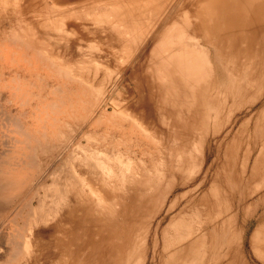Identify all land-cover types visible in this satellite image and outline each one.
<instances>
[{
  "label": "bare ground",
  "instance_id": "6f19581e",
  "mask_svg": "<svg viewBox=\"0 0 264 264\" xmlns=\"http://www.w3.org/2000/svg\"><path fill=\"white\" fill-rule=\"evenodd\" d=\"M83 1L85 0H67V2H69L71 5H77ZM89 1L91 3L83 4V2L82 5L78 7L79 9L77 8L76 11H72V14L74 13V16H77L75 19H78L81 22H90L99 29H102L104 25H108L112 30L117 31L120 36L125 38V40L138 41L142 39L141 41H144L143 39L147 34H150V37L153 40L156 37L155 35L157 31L155 28L157 24L159 26L162 25L163 27L168 25L169 28L165 29L167 31L161 35L160 41L158 40V42H155L156 44H153L156 46L159 44L156 47V50H160L163 58L164 56L167 58L166 60L164 58V61L162 62L165 63V61H167L168 64L170 63L171 66L173 65L169 69H172L173 72L178 73L179 80H177L175 76L174 79L176 78L175 80H177V83L181 82L182 84H177L178 86L174 91L175 93H177L178 87L180 88L181 85L184 86V84H188L190 87L199 85L200 81L198 76L201 74V71L205 65H207L209 62L208 52L205 46H215L217 43L235 45L241 43H257L264 45V0ZM52 4L54 6V3ZM53 6V9L56 8ZM52 8L49 10L50 13L53 11ZM57 9H54L53 13L55 14V18L58 17L56 14ZM42 10L47 12L44 10V8ZM60 10L58 9V11ZM43 11L42 13H44ZM59 13L60 15L62 14L61 11ZM67 13L68 11L66 13L64 12V14L61 15L62 18L66 15L68 16ZM70 13L71 12H69V16H71ZM38 14L40 15V12L38 13V11H36V15ZM44 14L49 15V12ZM42 15L43 14L40 16ZM38 16H36L34 20L39 19ZM50 17H45L42 20V26H44L43 28H46L49 31L50 28L51 31L53 28V32H55L54 29L57 30L56 33H58V35L56 34V37L54 36L55 38L52 39L55 41L57 40L56 44L58 41H60L59 39L63 41L62 44H66L62 38H66L67 35L69 36L70 32L68 33V31H65L64 23L61 21L62 19L60 22H58L56 19L57 22H55V18L52 17V19L54 18L53 21ZM162 26H160V28H162ZM82 27L85 28L84 26ZM14 28L12 26V29ZM29 28L26 29L29 30ZM16 29L14 31L15 34L12 32L10 33L13 34L12 36H10V34L8 35L7 32L4 33L6 36L8 35V38L10 37L12 40H15L18 50H21V53L23 54H20L22 56L20 58H24L23 56L27 54L28 55L26 56V59H22L24 60L23 64H20L22 63L20 62L22 60H19L16 56L21 66L16 63L17 60L14 58L15 55L10 53L11 50H9L10 55H7L4 58L5 63H7L8 66V71L10 70L9 68L13 70V66L11 67L10 65H14V61H16L15 63L18 64L16 66L14 65L16 70L20 68V71H23L26 74L23 73V75H19V72L15 73L13 71L12 76L8 74V77H10V80L8 78V82L7 78L3 77V73L0 72V74L2 73V77L0 75L1 90L4 91L6 89V91L9 92L5 103H13L15 104V108L17 105L19 106V110L16 113L3 112V115L0 113V125L4 129L1 144H4V148H6L0 153V219L2 220V216L5 218L6 215L4 216V214L6 213H11L13 216L11 218L8 217V219L10 218V221L5 218V220L7 219L8 221L6 222L7 224L5 223V220L4 222L2 221L4 224L9 225L10 227L4 226L9 228L6 233L4 231V234H7L4 237L7 250L4 254L2 250L0 264H14L18 263L19 260H21L27 254L32 256V248L34 246L38 247L41 234L47 232V230L39 228V225L47 224L48 222L57 219L58 216H61L64 213L67 215L72 213V210H68L70 203H80L81 205L79 204L77 207L84 211L83 217H74V219L72 216L69 217L73 223V229H71V231H75L83 226L87 229V231H91L92 233L95 232L100 236L103 235V231H106V235L101 237V241H104V243L109 242L112 235H121L124 237L122 240L126 242H121L119 245H117V248L121 249L124 247V249H133L135 244L130 242L128 238L132 236V233L134 230H136V228L138 229L136 224L137 219L153 221L154 217H156V214L161 212L160 209H162V207L158 208L157 201L162 197L164 187L167 188V192L171 186V179H169L167 182H164L166 171H162L161 169L164 167H160L162 172H159L158 170V165L161 162H158L160 158L154 156V153L156 154L155 151L157 150V147H153V144L155 143H153V141L151 144L149 143L151 142L150 138L152 137L154 131H149V122H146L142 117L139 116L140 113L145 114V112L140 111L137 113L138 115L136 113L131 114L132 112L129 113V107H125V105L121 104L120 101L119 103L118 101L116 102L114 99H112L113 96L111 97V92L113 93L115 90L116 81L111 82V78L109 76L110 74H106V77L104 78L103 75L105 72H103V81L101 79V74L99 75L100 77L98 76L103 85L102 86L101 83L98 82V85L101 86L99 87L97 82H95L96 80L94 79L96 78V76L93 75L95 73L92 74L94 76L93 78V76L88 72V69L85 70L84 68L87 63L89 64V62H87L89 58L87 61L85 59L86 62L82 61L86 55L82 56L83 58L81 57V60L79 59L80 61L84 62L83 64L86 65L81 67V62L78 60V66L80 65L81 69L85 70V75L88 73V75L90 74L92 76L94 79L93 82H95L94 85H92L93 82H89L91 77L86 80L85 78L88 76L84 77L83 73H79L83 74V77L77 74L80 71L83 72L78 68V66V71L75 70L76 67L75 69L73 68L74 66L72 64V68H70L71 65L70 67L66 66V64L61 60L60 56L53 55L45 47L46 44L49 45L51 43L48 44V42H46V44H43L45 43L43 42L44 39H37L36 41V38L32 37L34 34L36 35V33L31 32V34H27L24 33V31L29 32L26 29L22 28L23 30H20L21 32ZM46 29L44 31H46ZM86 29L88 30L89 28ZM16 31H18V34L24 33L25 35H29L27 38L28 41H26L28 43L23 42V40H26L27 35L26 37L24 34V36H21L20 34L18 35ZM72 32L71 34H73ZM64 33L68 34L65 36ZM1 36L4 37L3 33ZM39 36L40 35L37 37ZM21 37H23V40ZM10 38L8 40H10ZM48 38L50 39L49 36ZM48 38L47 40L49 41ZM33 39L37 43L33 41ZM40 41L43 43H40ZM131 42L133 43V41ZM136 42L134 43L135 47L137 45L138 50L139 45H141L142 42H139L138 44H136ZM16 46L14 48H16ZM24 48H26V51H24ZM153 48H155V46H153ZM85 49L89 50V46ZM56 50L59 49L57 48ZM153 51H155V49ZM153 51L152 53H154ZM12 52L17 54L19 51L14 50ZM160 52L158 53L161 54ZM158 53L157 55H159ZM90 55H92V53H90ZM162 56L159 55L157 57L162 58ZM28 57H31L32 61ZM126 61L128 63V60ZM157 61L159 63L160 60L157 58ZM93 62H96V60ZM90 63L92 64V62ZM160 64L158 65L160 66ZM168 64L165 63V65ZM165 65L164 67L168 72V69ZM92 66L93 69H95L93 64ZM168 66L170 67V65ZM73 69L77 72H74ZM157 69H159L162 74L164 68L162 69L161 67L162 70H160V68H156L155 72L158 71ZM42 70L46 71V73L42 72ZM89 71L96 72L97 70L94 71L90 69ZM172 71L168 73L172 74ZM5 72L7 73V70ZM167 72L165 71L164 74L166 75ZM165 75H161L162 77L159 76V78H165ZM152 76L156 81L155 74ZM132 77L137 79L134 74L130 75V78ZM3 78L7 80L5 81L4 79L6 83L1 81ZM166 78L165 82L170 79V77ZM159 80L157 79V82L160 83L159 86H163L164 82L162 81V84ZM87 81L91 85L87 84ZM170 81L173 80H169V82ZM169 82L165 83L167 86H164V90L169 88ZM105 83L111 85V90L109 89L110 86L107 88V84ZM132 84L136 89L139 90L148 88V86H150L149 82L145 78H141L139 82L136 80ZM95 85L98 87H95ZM92 86H94L95 89H91V92L89 90ZM33 87H37V92H35L36 90L34 91L35 93L32 92L35 89H33ZM190 87L189 89L192 90ZM105 88H107V90L109 89L110 91L108 90V92L105 90ZM180 90H183V88ZM180 90H178V93ZM190 90L189 92H191ZM170 91L166 90V93ZM183 92L185 94L186 90H183L182 93ZM117 93L119 92L116 90V94ZM166 93L162 92L164 95L162 97V101L164 102L165 106L168 104L167 99L173 96L169 95L170 97L167 96V98ZM175 93H173L174 96L177 95ZM183 96L184 95L182 94V98ZM33 97L36 98L34 99ZM164 97H166L167 102L163 100ZM171 101L169 100V102ZM194 102V106H196V103L198 102L197 97H195ZM0 103L2 104L1 101ZM5 103L3 102V104ZM11 104L9 106H11ZM110 104L114 107V112H118L117 114L120 115L119 118L121 120L118 124L120 125L118 130L121 129L120 134H118L120 136L117 138V140L115 139L116 141L111 140L114 138V132L111 134L113 136H111V139L108 141L107 137H104L109 135V133L106 135L108 132L106 129H104L106 132L104 136L101 132V136L96 132L98 131L97 127H99L98 124L102 120V117L108 115L110 116L114 113L112 111L113 113L111 114L110 112L108 115L105 114L107 112L105 110ZM172 105L174 106V104ZM197 109H191L190 112H193V115H190L189 113V116L188 109L186 111L185 117L183 111L181 110L177 114L175 112L165 111L164 109H158L157 116H161V120H165V118H173L174 124H176V122L179 123L183 117L184 119H193L194 122L197 123L201 117L204 118L199 114ZM174 114H177L176 118L174 117ZM143 117L149 118L150 114L149 116ZM111 118L110 120L113 119ZM125 121H130L128 122L130 124H126ZM110 122L112 123V121ZM183 124L184 123H182V126ZM115 125L117 126L116 123ZM112 126L114 125L112 124L111 127ZM89 127L94 129L90 130ZM111 127L110 129L113 128ZM93 130H95V133L98 134L97 136H100L101 138L95 137L96 134L95 136H91L94 133ZM262 130L258 128L256 136L257 138L262 137ZM91 131L93 132L92 134ZM144 135L150 138H146ZM109 136L108 139L110 138ZM178 136L180 137V134ZM91 137H93L92 142L89 141L91 140ZM84 140L87 143H83ZM95 140H97V143L94 142ZM255 141L257 142L258 140ZM89 142L91 144H89ZM235 143L238 142L236 141ZM98 144H100V147H98ZM226 144L228 145V143ZM122 145L124 148L123 151L119 150V147H117ZM136 147L138 148L137 150H135ZM241 147L243 148L245 145L241 143L238 150H241ZM254 147H259V150L254 157L251 158L245 156L241 158L239 152L237 151L231 158L220 164L222 167H225V169L229 167L233 171L228 173V175L225 177L222 176L219 178L216 176L217 179H215L213 183L211 182L209 188L207 189L208 191L205 199L201 200L197 198V200L193 195V198H195L197 201L194 200L193 202L190 199L188 203H185L184 209H182L178 214L173 217L170 215L171 220L169 219L170 221L167 222L168 224L165 226V228H161L162 233L159 234V236L162 235V237H160L162 238V246L164 250H162V247L159 248L164 251L165 254V250L167 248H172V246L177 247H174L175 249L173 252L172 249L169 248L171 251H168H170L171 254L169 256L166 255L167 257L163 262L164 264H206L210 257V264H245L243 260L244 257L242 256V249H240L239 246H235V239L237 236L236 226L239 222H245V225H248L249 221H254L253 219H255L256 224L254 223V228L249 236V248L253 256L256 257L257 264H264V142H261ZM191 149L192 152L195 150H193V148ZM191 149H189L190 153ZM134 152H138L140 154V160L136 154L134 155ZM133 155L134 157H138L135 158L139 161L134 162L135 158L132 157ZM154 157L158 158V161L156 162L159 164L155 162L157 158ZM59 158H61V161L57 166H54L55 161H57ZM193 159L188 160H190L189 162L191 163ZM179 161L180 159L177 158V161H173L174 164H172V162L170 163L174 165L175 168L181 165L178 163ZM194 161L198 160L196 159ZM192 163L195 169L191 168L190 166V168L193 169L190 171H196V162ZM160 165H162V163ZM189 175L191 176L190 172ZM193 177L194 175L192 178ZM47 178L50 179L48 184H46L47 180H45ZM188 178L190 177H187V179ZM190 181H192L191 187H193V190L196 191L195 189L198 188L199 184L203 180H199L198 182L196 178ZM136 182L140 184L139 187H137V189L140 190L139 193L137 192V189L135 191L133 187L134 183ZM180 182L181 181H179V183ZM185 182H182V186L184 188L189 185L187 181ZM89 183H93L94 185L98 186V189L102 190L104 195L99 190L102 197L108 196L109 199L114 198L122 202V206L119 209V214L122 216V221L120 223L114 220V212L111 217H104L101 213H99V215L102 217L99 216L96 219L98 224L95 225L94 228L87 225L88 223L91 224V215L94 210L93 205H90L89 198L92 199L99 193L93 187L91 188ZM179 183L177 184L181 185ZM224 185L225 188L223 187ZM127 186H129L128 192H132L129 194L130 202H127L126 200L123 201L125 199V195L121 193V190ZM147 187L150 188L151 192H145ZM188 188L186 192L184 191V196L188 194ZM33 200H36V205L30 204L33 203ZM173 200L176 199L173 198ZM18 203H22L23 206L18 208ZM174 206V204H171L168 208V211L172 210ZM16 208H18V210ZM105 208V206H101V208L98 209V212H100V210L103 212V210H106ZM3 223L2 225H4ZM156 223L158 222L156 221ZM2 225L1 227H3ZM55 227L59 229V227ZM158 229L156 230L157 233ZM247 229L248 227L245 229V231H247ZM48 234L50 235L49 232ZM101 241L97 242L98 245L93 242H91V244L92 246H99L103 244ZM33 244L35 245L33 246ZM1 245L2 244H0V246ZM107 245L109 249L114 248L111 242ZM31 246L33 247L31 248ZM1 249H3V247ZM35 251L37 252V250ZM168 251L167 254L170 253H168ZM98 252H96V254ZM163 255L160 256L162 259L165 257V255L164 257ZM94 258H96V256ZM85 261L86 262L82 264L88 263L87 259ZM121 262L122 260L119 262L117 257L111 256L109 261H103L101 263L122 264Z\"/></svg>",
  "mask_w": 264,
  "mask_h": 264
},
{
  "label": "rangeland",
  "instance_id": "374dc122",
  "mask_svg": "<svg viewBox=\"0 0 264 264\" xmlns=\"http://www.w3.org/2000/svg\"><path fill=\"white\" fill-rule=\"evenodd\" d=\"M13 1H14V3H13ZM95 1H97V0H95ZM43 2H44V4H43ZM83 2L78 3L77 5L76 4L71 5L69 2H67V0H43V1L42 0L41 1L40 0H0V72L3 73V77H6L7 80H8V78L10 80V77H8V74H10L12 76L13 71L15 73L19 72L18 73L19 75L20 74L23 75V73H25L23 71L21 72L20 68L16 70L15 66L18 65L20 62H22L20 64H23L24 60H22V59H26V56L28 54L23 56L24 58H20V57H22L21 55H23V54L21 53V50H18V46H16L15 40H12L10 37H9L10 40H8L9 38L7 37L11 32L13 34H15L14 31L16 28H18L16 30L21 32L23 29H26V28L28 29L30 26L29 30L26 29L29 32L24 31V33H27V34H31V32L36 33V35L32 34L33 35L32 37L36 38L35 39L36 41H37V39H42V40L44 39L43 42H45V43H43L41 41H40V43H43V44H46V42H48V44L51 43L52 45L49 44L50 45L49 46L46 44L47 46L45 45V47L53 55L60 56L61 60L66 64V66L70 67V65L72 64L74 67L71 65L70 68L73 67L75 69V67H76L75 70H77V71H78V69H77L78 62L77 61L79 59L81 60L83 58L82 56L86 55L87 58L85 57L84 60H82V61H85V59L87 61V59L89 58L87 61V62H89V64L88 63H87V65L83 64L84 62L79 60L81 62L80 63L81 67L85 66V65L87 67L89 66L88 68L86 66L84 68H85V70L88 69V72L91 75L93 73H95L93 75H95L96 78H94L93 75L92 76L96 80L95 82H97V85L99 84L98 82L101 83L103 81V79L106 77V74H110L109 76L111 78V82L116 81L115 90L113 91V93L111 92V97L113 96L112 99H114L116 102L120 101L121 104L125 105V107L126 106L129 107L130 112L129 111L128 112L129 113L132 112L131 114H133V113L137 114L140 111L145 112V114L140 113L139 116L142 117L146 122L147 121L149 122V124H148V126L150 128L149 131L152 130L151 132H153V131L154 132H153V135L151 138L147 137L145 135H144V137L151 139V142H149L150 144L152 143V141H153V143H155V144H153V147H157V150L155 151L156 154L154 153V156H157L158 158H160V160L158 161V158L154 157V158H157L155 160V162L158 161V162L162 163V165H160L161 163L159 164L158 162H156L157 164L160 165V166L158 165V170H159V172H162L163 170L166 171L164 182H167L169 179H171V182H170L171 186L167 192H166L167 188L164 187L162 197L160 198V200L157 201L158 208L162 207V209H160L161 212H158V214H156L157 218L154 217L153 221L137 219L136 224H137L138 229L136 228V230H134V232L132 233V236H130L131 238L130 237L128 238V240L130 242L135 244V247L133 249H131V248H130V250L124 249V247H122L121 249L117 248V245H119L121 242L122 243L126 242V241L122 240V238H124V237H122L121 235H112L110 237V241L104 243V241L103 242L101 241L102 240L101 237L106 235V231L102 232V234H103L102 236H100L99 234H96L95 232L92 233L91 231L90 232L87 231V229L84 228V226L75 230V231H71V229H73L72 228L73 223L69 219V217L72 216L73 219H74V217L75 218L83 217L84 211L77 207L80 203H70L68 210H72V213H70L68 215L66 213H64L63 215L58 216L57 219H55L51 222H48L47 224L39 225V228L45 229V230H47V232L44 234H41L38 247L34 246L35 244H33L34 247L31 246V248L33 247L32 248L33 253L31 254L32 256L27 254L25 257H23L21 260H19L18 263H14V264H27V263L28 264L29 263L30 264H82V263L86 262L85 261L86 259L88 260L87 261L88 263H86V264H102L101 262H103V261H109L111 259V256L117 257L119 259V262L122 260V262H121L122 264H162L165 261V258L167 257L166 255L169 256L171 254V252H170L171 250L169 249L171 247L167 248L165 250V254H164V251H162V250H164V248L162 246V238H161L162 235H160L161 236L160 237L159 234L162 233V229L165 228V226L168 224L167 222L171 220L170 218L175 216L176 214H178L182 209H184L185 203H188V201H190V199L193 202H194V200L197 201L198 199H201V200L205 199L207 196L206 195L207 191H208L207 189L209 188L210 183L211 182L213 183V181L215 179H217L216 176H218L219 178H221L222 176L225 177L228 175V173H231L233 171L229 167H227V169H225V167H222V165H220L221 163H224V161L231 158L233 156V154L236 153L237 151L239 152L241 158H243L245 156L252 158L257 154V152L259 150V147H254V146L261 143V142H264V45L257 44V43H253V44L241 43V44H236V45L235 44H222V43L218 44L217 43V45H215V46H209V47L205 46V48L208 52L209 62L207 65H205V67L201 71V74L198 76L199 81H200L199 85L198 86L194 85L195 87L192 86L193 88L190 87V85H188V84H186V85L184 84V86L181 85L180 88L178 87V90H180L182 88L184 91L186 90V92H185V94L187 95L186 96L184 94V92L182 93L183 90H180L179 93H178V90H177V93L174 92L176 90V87L178 86L177 84L180 85V83H181V82L177 83V80H179L178 73L173 72L172 69H169L173 65L171 66L170 63L168 64L167 61H165L166 64L170 65V67H169L168 65H165V63L162 62V61H164L165 56L163 58L160 50L159 51L156 50V47L159 44H157V46L154 45V44H156L155 42H158V40L160 41L161 35L167 31L165 29L169 28L168 25L164 26V27L162 25H160V26H162V28H160V26L157 24V26L155 28L157 31L156 35H155L156 37L153 39L155 41H153L151 39L150 34H147L146 35L147 38L144 35L146 39L143 37L144 41H141L142 39L138 40V41L136 40L137 42L135 40H131V41H133V43H132L130 40H125V38L120 36V34L117 31L112 30L108 25H104L102 29H99L98 27L91 24L90 22H85V21L81 22L78 19L76 20L75 18L77 16H74V13L72 14V11H74V10L76 11V9L78 7H80L82 5V3L83 4L91 3L89 0H85ZM11 3H13L14 5ZM52 3H54V6ZM69 5H71L72 7ZM38 6H40L41 8ZM45 6H46V8H45ZM52 6L56 7L54 9H57V8L59 10L63 9V10H60L62 12V14H64V12L66 13L68 11V13H67L68 16H69V12H71L70 13L71 16L68 17L66 15L65 17L62 18V16H61L62 14L60 15V13H59L60 11H58V9H57L56 14L58 17L55 18V14H53L54 9L52 8ZM43 8L47 12H44L42 10ZM50 8L53 9V11H51L52 13H50V11H49ZM11 10H13L14 13ZM41 10L44 13L49 12V15L46 14V15H48V16H46L44 13H42ZM36 11H38V13L40 12V15L43 14L47 18L51 16L50 18L52 19V17H54L55 19L54 18L53 19L55 20V22H57V20H58V22H60V20L62 19L61 21L64 23L65 31H68V33L70 32V34L73 31L72 33L73 34L75 33V34L74 35L69 34V36L68 35L66 36V34H68V33H64L66 38H62V39H64V42H66V44L65 43H64L65 45L62 44L63 41L61 39H59L60 41H58L56 44L57 40L55 41L52 38H55L56 34L58 35V33H56L57 30L54 29L55 32H53V28H52V31H51V28H50V31L46 28H43L44 26H42L43 25L42 20L45 17L43 15L40 16L39 14H38L39 16L36 15ZM51 14H53V15H51ZM36 16H38L39 19L34 20ZM40 17H42V18H40ZM83 22H85V23H83ZM25 24H26V27H25ZM12 26H13V28L14 27L15 28L12 29ZM82 26H84L85 28H83ZM86 28H89V29L87 30ZM45 29H46V31H44ZM8 31H9V33H8ZM18 31H16V33ZM4 32L5 33L7 32L8 35L6 36ZM108 32H109V34H108ZM2 33H3L4 37L1 36ZM13 34H10V36H12ZM23 34L21 33L20 35L22 36ZM44 34H45V36H44ZM26 35H25V37H26ZM38 35H40L41 37L40 36L37 37ZM82 35L84 36V38ZM28 36L29 35H27L25 41L23 40V37H21L23 42L28 43V42H26V41H28V39H27ZM48 36L50 37V39L48 38ZM47 38L49 39V41L47 40ZM35 40L33 39V41H35ZM75 40H76V42H75ZM140 41L142 42V44L139 45V48L137 50V45L135 47L134 42H136V44H138ZM15 46H16V48H14ZM88 46H89V50L85 49ZM153 46H155V48H153ZM90 47H91V49H90ZM93 47H95V48H93ZM57 48L59 50H56ZM152 48H153V50L155 49L156 53H155V51L152 50ZM24 49H25L24 51H26V48H24ZM129 49H130V51H129ZM9 50H11L10 53L15 55L14 58H15V60H17V62L14 61L15 66L10 65L11 67L13 66V70L11 68H9L10 70L8 71V66H7V63H5L4 58L7 55H10ZM14 50H17L19 52L17 54H15L14 52H12ZM74 50L77 52H75ZM91 50H93V51H91ZM95 50L96 51L98 50L97 51L98 54L96 53ZM133 50L134 51L137 50V51L134 52ZM87 51H91V52H87ZM152 51L154 53H152ZM22 52H23V50H22ZM78 52H79V54H78ZM85 52H87V53H85ZM132 52H134V53H132ZM158 52H160L161 54H159ZM90 53H92V55H90ZM157 53L160 56H162L163 59L160 57H157V56H159V55H157ZM18 54L19 55L21 54V55L19 56ZM68 55H69V57H68ZM77 55H79V56H77ZM87 55H89V56H87ZM126 55H127L128 59H127ZM16 56L19 60L21 59L22 61L18 62V59L16 58ZM90 56L95 57V58H91ZM102 57H103V59H102ZM124 57H125V60H124ZM28 58L31 59V57H28ZM71 58L73 59V61ZM74 58L77 60H75ZM154 58H155V60H154ZM157 58H158V60H160L159 63L157 61ZM223 58H225V59H223ZM148 59H150V60H148ZM166 59L167 58H165V60ZM95 60H96V62H93ZM98 60H100V61H98ZM116 60H117V62H116ZM120 60H121V62H120ZM126 60H128V63ZM31 61H32V59H31ZM151 61H153V62H151ZM15 62L18 64H16ZM75 62H77V63H75ZM90 62H92L95 69H93V66ZM125 62H126V64H125ZM160 62H161V64H160ZM157 63L160 64V66L162 65L161 66L162 69L164 68L162 71V74H161V71H159V69H157L158 71L155 72L156 68H160V70H162L161 67ZM162 63L166 66V68L168 69V72L172 71L173 72L172 74L175 73L176 75L175 74L172 75L171 73H168ZM81 67H80V65L78 66L79 69H81ZM154 67H156V68H154ZM74 69H73V71H74ZM90 69H92L94 71L97 70V71L96 72L91 71L92 72L91 73L89 71ZM6 70H7V73L5 72ZM85 70H82L83 72L80 71L77 74L81 75L83 77ZM77 71H74V72H77ZM165 71L167 72L166 75L164 74ZM42 72L46 73V71H44V70H42ZM103 72H105V74ZM157 72L158 73L160 72L159 73L160 75ZM45 73H43V74H45ZM79 73H83V74H79ZM115 73H117V74H115ZM86 74L87 75L84 74V77L85 76H88V77L85 79L87 80L89 77H91V79H89L90 81L89 80L88 81L92 83L94 81V79L92 78V76L90 74L89 75H88V73H86ZM100 74H101V79H102V75L104 74L103 75L104 78L102 79V81H100V78H99ZM111 74L115 75V76H112ZM121 74H122V77H121ZM131 74L132 75L134 74L137 77V79H134V77L130 78ZM154 74L156 76V81H155V78L152 76ZM167 74H168V76H167ZM161 75H165V78L170 77V79H168L165 82V80L167 78L166 79L165 78L160 79L159 76H161ZM174 76L177 78V80H175L176 78L174 79ZM1 77H2V75H1ZM46 77H47V75H46ZM141 78H145L149 82L150 86H148V88H143L142 90H139V89H136L135 86L132 84L136 80H138V82H139ZM4 79L5 78H3V80H1V81H3V82L7 81L6 79L4 81ZM157 79L158 80L160 79L159 81H161V83H162V81L164 82V84L162 83L163 86L161 85L162 87L159 86L160 83L157 82ZM9 80H8V82H9ZM97 80H99V81H97ZM117 80H118V83H117ZM169 80H173V81L169 82ZM88 81L86 82L87 84H89ZM153 81H155V82H153ZM95 82H93L92 85H94ZM167 82H169L168 85L170 84V86H168L169 88H166V90L167 91L171 90L172 91V92L170 91L171 94H170V92L166 93V90H164L165 89L164 86L165 85L167 86V84H165V83H167ZM155 83L156 84L158 83V84L156 85ZM171 83H173V84H171ZM174 83H175V87H174ZM105 84H107L106 85L107 88L110 86L109 89L111 90V85L108 83H105ZM89 85H91V84H89ZM97 85H95V87ZM101 85H102V83H101ZM186 86H189L192 90H190L189 87H186ZM99 87H101V86H99ZM157 87L158 88L160 87L159 88L160 90ZM170 87H172L174 90ZM34 88L35 87H33V89ZM107 88H105V90H107ZM187 88L191 92H189V90ZM1 89L2 88L0 87V101L2 102V104L0 103V113H2V115H3V112H11V113L15 112L16 113L19 110V106L16 104L17 105L16 106L17 109H16L14 106L15 104H13V103L11 104L10 102H9V104H8V102L5 103V101L8 98L9 92L6 91V89L4 90L5 92L2 91ZM36 89H37V87L32 92H34ZM91 89L94 90L95 89L94 86H92L89 90L92 92ZM162 89H163V91H162ZM116 90L119 93L116 94ZM35 92H37V90ZM162 92H165L167 94L166 97L167 96L170 97L169 95L174 96L173 93H175L177 95H181V96H177V95L174 97L172 96L173 99H172V97L171 98L167 97L168 98L167 99L168 104L165 106L164 102L162 101V97L164 96L163 95L164 93L162 94ZM182 94L184 95L183 98H182ZM166 97L163 98L164 101H166ZM195 97H197V99H198L196 106H194ZM33 98L35 99L36 97H33ZM169 100L170 101L174 100V101L169 102ZM175 101H177V102H175ZM3 102L5 104H8V105L3 104ZM171 103L174 104V106ZM180 103H181V105H180ZM10 104H11V106H9ZM176 104H178V105H176ZM161 105H163V106H161ZM170 105H171V107H170ZM194 108H196V109L198 108L197 110H198L199 114L204 117V118L201 117L197 121V123H195L193 119L190 120V118L184 119V117L186 115V111L188 109H189L188 116H189V113H190V115H193L192 114L193 112H190V110L191 109L194 110ZM158 109H164L165 111L175 112L177 114L181 110V111H183V114H184V117L182 118L183 120L181 119L179 121V123L176 122V124H174L173 118L172 119H170V118L166 119L165 118V120H161V116H157L158 115V113H157ZM2 110H4V111H2ZM105 111H107L105 114L108 115L109 112H110V114L113 113L115 111V109L110 104L109 106H107ZM117 113L118 112H116V113L114 112L113 113L114 115L113 114H111L110 116L108 115L110 118L113 116L112 117L113 119L111 118L112 120H110V118L108 116L102 117V120L98 124L99 127H97L98 131H96V132L98 134H100V136L102 134L104 136V134L106 133L104 129H106V131H108L106 135H108V133H109L110 136L109 135L108 136L110 138L108 139V136H104L105 138L107 137V141L110 140L111 136H113V135H114V138L111 139L112 141H116L117 138H119V136H120L118 134H120L121 129L118 130V128H120L119 127L120 125H118V124L121 120L119 118L120 115ZM148 113L150 114V117L144 118L143 116H149ZM177 114H174L175 118H176ZM163 116H164V113H163ZM108 118H109V120H108ZM110 121H112V123ZM181 121H182V123H184L183 126H182ZM128 122H130V121H127V122L125 121L126 124H130ZM115 123L117 124V126L115 125ZM112 124L114 125V126H112L113 128L111 127ZM179 124H181V125H179ZM115 126H116V128L114 129ZM261 126H262V128H261ZM110 127L112 129H110ZM258 128H260L261 130L263 129L261 132V135H262L261 138L256 137ZM1 129H2V131H1ZM92 129H94V128H92ZM92 129L90 128V130H92ZM118 131H119V133H118ZM3 132H4V129L1 126V128H0V134H1L0 135V137H1L0 138V153H1V151H3V149L4 150L6 149V148H4V144H1L2 139H3V135H2ZM93 132L91 131V134L93 133V135H91V136H95V134H96L95 137H97V138L100 137V136H97L98 134L95 133V130H93ZM113 132H114V134L111 135ZM179 134H180V137L178 136ZM95 137H94V139H95ZM92 138L93 137L90 138L91 139V140H89L90 142L93 141ZM198 138H199V140H198ZM160 140H161V142H160ZM255 140H258V141L256 142ZM156 141H157V144H156ZM236 141L238 143H235ZM85 142L86 141L84 140L83 143H85ZM90 142H89V144H91ZM94 142L97 143V140H95ZM226 143H228V145ZM241 143L244 144L245 147H243V148L241 147V150H238L239 145ZM98 147H100V144H98ZM117 147H119L118 149L122 150V151L124 149L123 145L117 146ZM191 148H193V150L194 149L195 150L192 152ZM137 149L138 148L136 147L135 150H137ZM189 149H191L192 156H191ZM135 154L139 158L136 156L135 157L140 160V154L138 152L137 153L134 152V155ZM134 155L132 157H134ZM193 156H195V157H193ZM192 157L196 158L198 161H194L196 159H193ZM136 158H135L134 162L139 161ZM177 158L180 159V161L178 163H180L181 165L179 167L174 168V165H172V164H174V162L177 161ZM188 159H190V160L193 159L192 162H196V165H197V166L195 165L196 171L195 170L190 171V170H193L191 168H194L193 167L194 165L192 162L190 163L189 162L190 160H188ZM60 161H61V158L57 159V161H55L54 166L55 165L57 166ZM170 162H172V164ZM190 166H191V168H190ZM160 167H164V168H161L162 171H161ZM189 172H190L191 176L189 175ZM192 174L194 175L193 178H192V176H193ZM136 176L139 177L138 175H136ZM171 176H173V177H171ZM187 177H190V178L187 179ZM173 178H174V180H173ZM196 178H197L198 182H199V180H203V181H201L198 188L195 189L196 191H194L193 187H191L192 181H190V180H193ZM45 180H47L46 184H48V182H50L49 178H47ZM172 180H173V182H172ZM179 181H181V182L179 183ZM185 181H187L188 183L190 181V183L188 186H186L184 188L182 186V182H185ZM177 183H179L181 185H178ZM89 184H90L91 188L93 187L97 192H99L98 193L99 195L97 194L92 199L89 198L90 199L89 200L90 205L91 204L93 205L94 210H93L92 215H91L92 218L90 217L91 218V221H90L91 224L88 223L87 225L94 228L95 225L98 224L96 219L99 216H101V215H99V213H101L104 217L105 216L111 217L114 212H115V215L113 216L114 220L118 221V223H120L122 221V216H121V214H119V209L122 206V202L119 200H116L114 198L109 199L108 196L102 197L101 196L102 190L98 189V186L94 185L93 183H89ZM130 185H133V184H130ZM139 185L140 184H138V182L134 183L133 187H134L135 191H136L137 187H139ZM143 186H145V185H143ZM128 187L129 186H127L123 190H121V193L123 195H125V199L123 201L126 200L127 202H130V199H129L130 195L129 194H131L132 192H128V190H129ZM223 187L225 188V185ZM187 188L189 189L188 194L186 196H184ZM99 190L101 191V193ZM149 191L151 192L150 188L147 187V189H145V192H149ZM189 191H193V192H189ZM137 192L139 193L140 190L137 189ZM193 195L196 199L197 198L198 199L196 200L195 198H193ZM204 195H205V197H204ZM173 198H175L176 200H173ZM30 204L36 205V200H33V203H30ZM171 204H174L175 206H174V208H172V210L168 211V208ZM22 206H23L22 203H18L17 207L21 208ZM87 206H89V205H87ZM101 206H105L106 210H103V212H101V210H100V212H98V209H100ZM18 208H16V209L18 210ZM168 212H170L171 214ZM104 214H106V215H104ZM170 215H171V217H170ZM4 216L7 219H8V217H10V218L13 217L11 215V213H6V214H4ZM168 216H169V218H168ZM162 217H164V218H162ZM1 218H2V220L0 219L1 220L0 221V244H2L3 246L2 245L0 246V256H2L1 255L2 250H3V254L7 250V247L5 245V239H4L5 235H7V234H4V231L6 233V231L9 230L8 227H10L9 225H6L7 224L6 222H8L7 219L5 220V218L3 216ZM4 220H5L6 224L3 223ZM253 220L254 221H251V222L249 221L248 225L247 224L245 225V222L244 223L239 222L236 226L237 227V236L235 239V242H236L235 246L236 247L239 246V248L242 249V253H243L242 256L244 257L243 260H244L245 264H257L256 257L253 256V254L250 252V248H249L250 247L249 236H250V234L254 228V225L256 224L255 219H253ZM156 221L158 223H156ZM2 223L4 225H2ZM1 225L3 227H1ZM4 226H8V227H4ZM55 226L59 227V229H57ZM131 226H133V225H131ZM247 227H248V229H247V231H245V229ZM157 229H158V233L156 231ZM155 231H156V233H155ZM48 232L50 233V235L48 234ZM100 241L103 243L102 245L92 246V244H91V242L97 244V242H100ZM110 242L112 243V246L114 247L113 249L112 248L109 249V247L107 245ZM155 243H156V245H155ZM4 245H5V250H4ZM115 245H116V247H115ZM152 246L155 248H153ZM2 247H3V249H1ZM159 247L160 248L162 247V250ZM174 247L175 246H172V248H171L172 252L174 251V249L177 246L175 248ZM33 250L34 251L37 250V252L36 251L34 252ZM168 250H170V251H168ZM167 251H168V253L169 252L170 253L167 254ZM96 252H98V253L96 254ZM160 252L163 253L165 255V257ZM157 253H159V254H157ZM162 255H163L164 259H162V257H160ZM95 256H96V258H94ZM33 258H34V260H33ZM207 259H208V257H207ZM89 260H91V261H89ZM23 262H25V263H23ZM210 262H211V257L206 262V264H210Z\"/></svg>",
  "mask_w": 264,
  "mask_h": 264
}]
</instances>
